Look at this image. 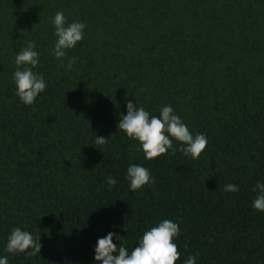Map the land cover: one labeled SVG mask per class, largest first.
<instances>
[{
    "label": "trees",
    "instance_id": "1",
    "mask_svg": "<svg viewBox=\"0 0 264 264\" xmlns=\"http://www.w3.org/2000/svg\"><path fill=\"white\" fill-rule=\"evenodd\" d=\"M57 11L86 24L68 71L52 54ZM28 41L47 84L30 106L13 80ZM127 101L156 116L171 105L193 136L206 135L200 158L173 139L174 155L145 159L117 128ZM132 164L155 183L132 191ZM257 182L264 0H0V257L9 264H102L99 238L118 233L131 254L164 219L180 225L177 264L197 253L196 264H264ZM229 183L239 190L224 191ZM13 227L40 236V255L5 251Z\"/></svg>",
    "mask_w": 264,
    "mask_h": 264
},
{
    "label": "clouds",
    "instance_id": "2",
    "mask_svg": "<svg viewBox=\"0 0 264 264\" xmlns=\"http://www.w3.org/2000/svg\"><path fill=\"white\" fill-rule=\"evenodd\" d=\"M57 40L52 48L53 56L60 61L59 67L66 71L71 70L76 63V57H67V50L76 47L84 39L86 24L81 21L68 23L62 11H57L53 18ZM67 25V26H66ZM35 41H28L27 46L15 56L16 70L13 80L16 86V95L25 105H33L39 94L43 93L47 84L41 73L33 69L40 64L39 53ZM65 59L67 63L65 64ZM137 102L127 101V114H122L117 128L126 133L130 139L139 142L145 159L153 160L167 155L169 150L174 155L177 147L173 139L180 142V151L193 160L200 158L207 147V137L203 133L193 136L181 117L174 113L171 105L163 106L159 115H151L144 107H136ZM107 138L97 136L96 144H104ZM130 189L138 191L145 185L154 184L150 171L143 166L132 164L127 168V177ZM109 187L115 186V178L107 177ZM238 186L226 184L224 191L237 192ZM254 190H258L253 201V208L264 211V183L257 182ZM180 225L169 219H164L158 225L145 231L139 239L138 246L131 254L123 244V236L109 232L105 237L99 238L95 247V261L102 264H177L180 251L175 240L180 235ZM113 237L120 241L119 246L113 242ZM42 244L40 236L34 237L20 227H13L8 237L5 251L8 253H24L28 257L40 255ZM189 255L184 264H196V256ZM0 264H9L8 258L0 257Z\"/></svg>",
    "mask_w": 264,
    "mask_h": 264
}]
</instances>
